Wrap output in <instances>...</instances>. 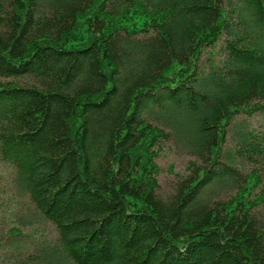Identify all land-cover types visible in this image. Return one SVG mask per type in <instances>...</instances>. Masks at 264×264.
I'll return each instance as SVG.
<instances>
[{
    "label": "trees",
    "instance_id": "16d2710c",
    "mask_svg": "<svg viewBox=\"0 0 264 264\" xmlns=\"http://www.w3.org/2000/svg\"><path fill=\"white\" fill-rule=\"evenodd\" d=\"M0 159L57 231L0 264H264V0H0Z\"/></svg>",
    "mask_w": 264,
    "mask_h": 264
},
{
    "label": "rangeland",
    "instance_id": "374dc122",
    "mask_svg": "<svg viewBox=\"0 0 264 264\" xmlns=\"http://www.w3.org/2000/svg\"><path fill=\"white\" fill-rule=\"evenodd\" d=\"M234 122L237 126L240 125L239 123H243L249 129L256 130H259L263 124L260 116H248L245 113L237 115ZM243 124L241 126H244ZM235 129L236 127L232 129L231 125L226 145L231 146L234 144L232 131H235ZM194 160H196V157L188 153L178 143L174 141L164 143L163 149L157 157V163L160 167L158 179L164 193L171 191L175 180L174 174L176 172L186 174L189 162ZM246 167L245 169H248L249 164ZM14 173L12 165L0 159V232H6L10 226L18 225L24 228V233L28 237L18 247L5 248V250L0 247V256L2 255L10 260H18L19 257L27 256L30 253L34 254L37 250L36 246L40 247L46 246L48 243H55L57 237L55 226L41 217L26 195L16 192L13 185ZM33 244H35V248Z\"/></svg>",
    "mask_w": 264,
    "mask_h": 264
}]
</instances>
